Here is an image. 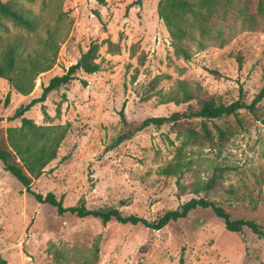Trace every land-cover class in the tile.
<instances>
[{
	"label": "rangeland",
	"instance_id": "1",
	"mask_svg": "<svg viewBox=\"0 0 264 264\" xmlns=\"http://www.w3.org/2000/svg\"><path fill=\"white\" fill-rule=\"evenodd\" d=\"M13 1L36 17L37 26L27 30L0 17V52L7 42H17L16 70L29 68L32 58L51 67L35 76L28 94L0 77V147L8 148L7 128L20 125L19 118L8 119L14 109L38 97L91 42L98 44L101 64L94 73L76 70L67 84L25 112L37 124L68 125L56 157L32 178L31 190L53 192L64 206L83 200L89 209L117 208L147 220L204 196L232 218L264 228V100L255 113L241 108L217 118L150 124L112 146L124 129L134 130L145 118L186 109V103L162 102L178 79L224 103L251 102L264 87V15L255 14L257 0H238L244 15L233 10L215 17L210 35L185 41L188 59L174 53L157 13L159 0ZM122 106L127 124L120 119ZM202 122L214 139L183 147L180 191L178 175L160 168L174 158L185 128L199 130ZM218 128L227 130L219 144ZM216 166L224 168L217 186L192 192ZM0 254L7 264H264V239L247 227L227 230L210 208L198 207L158 230L60 215L28 193L0 161Z\"/></svg>",
	"mask_w": 264,
	"mask_h": 264
},
{
	"label": "trees",
	"instance_id": "2",
	"mask_svg": "<svg viewBox=\"0 0 264 264\" xmlns=\"http://www.w3.org/2000/svg\"><path fill=\"white\" fill-rule=\"evenodd\" d=\"M233 10L239 11L240 15H244L245 12L244 9L239 7L238 0H159L157 7L158 16L163 20L170 35L174 53L185 59L190 58V52L185 41L192 39L195 34H199V36L210 35L212 19L215 17L224 18ZM255 14L264 15V0H257ZM0 17L10 21L17 27L27 30H34L37 26L36 17L28 9L16 4L13 0H0ZM47 39H52L51 34L47 36ZM54 47L55 56L58 46L55 44ZM17 55L18 43L7 42L0 52V77L7 79L17 92L28 94L33 88L35 76L48 70L51 67V63L32 58L30 59L29 68L22 66L16 70ZM97 58L98 44L91 42L88 48L80 53L77 61L69 66L64 74L56 75L49 79L38 97L32 98L27 103H21L14 109L8 119L19 118L20 125L7 128L8 148L0 147V161L3 169L12 174L37 201L48 203L55 207L60 215L70 212L78 217H96L104 224L115 220L121 224H142L147 228L158 230L171 221L186 217L191 210L198 207L210 208L218 218L222 219L227 230L241 231L244 227H247L259 238L264 239L263 226L252 219L232 218L229 212L220 204L204 196L191 197L175 209L165 211L155 220H147L136 214L124 215L117 208L89 209L83 200H80L77 205L64 206L61 198H57L53 192H47L42 195L31 190L32 178L42 174L45 166L56 157L58 147L66 136L68 125L37 124L24 114L34 104L43 102L51 91L67 84L73 78V73L76 70H81L85 73L99 71L101 64L96 61ZM261 100H264V87L260 89L250 103L241 100L224 103L213 96H204L199 89L193 88L182 79H178L170 91L162 94V102L186 103V109L181 112L174 111L167 116L147 117L134 130L130 128L124 129L117 136L112 146L130 138L134 131L141 130L150 124L160 126L164 123H172V125H176L184 119L217 118L222 115L235 114L241 108L255 113L256 104ZM192 101L195 104H192ZM56 112H60L59 107L56 108ZM43 113L47 116L45 110H43ZM119 115L121 122L127 124L123 106L119 111ZM185 132V134H182V140L177 147L174 158L160 168V172L163 174L178 175L176 184L180 191L184 190V185L180 182V177L183 174L182 167L184 166L181 160L183 147L187 145H203L207 141L213 142L214 139L213 133L205 122H202L199 130L189 126L185 128ZM226 132L227 130L225 129H217L218 144L227 137ZM222 171H224V168L216 166L214 169V173H216L205 182L194 183L192 192L205 191L208 193L213 190L217 186V178L220 177ZM0 264H7L1 254Z\"/></svg>",
	"mask_w": 264,
	"mask_h": 264
}]
</instances>
